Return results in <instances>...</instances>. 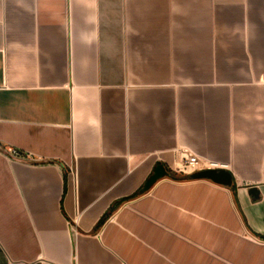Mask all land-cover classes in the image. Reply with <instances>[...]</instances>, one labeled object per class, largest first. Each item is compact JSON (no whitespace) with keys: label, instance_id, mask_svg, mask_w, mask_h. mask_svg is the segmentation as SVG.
I'll return each mask as SVG.
<instances>
[{"label":"crops","instance_id":"1","mask_svg":"<svg viewBox=\"0 0 264 264\" xmlns=\"http://www.w3.org/2000/svg\"><path fill=\"white\" fill-rule=\"evenodd\" d=\"M0 264H264V0H0Z\"/></svg>","mask_w":264,"mask_h":264},{"label":"water","instance_id":"2","mask_svg":"<svg viewBox=\"0 0 264 264\" xmlns=\"http://www.w3.org/2000/svg\"><path fill=\"white\" fill-rule=\"evenodd\" d=\"M167 174L165 168L163 165L158 164L154 170L153 173L148 177V179L145 181L142 191H146L150 188V186L157 181L158 179L164 177ZM191 178L194 179H200V178H206L210 179L214 183L229 186L231 184V175L224 169H205L200 170L197 172H193L190 174ZM251 193H256V189L254 187L250 188Z\"/></svg>","mask_w":264,"mask_h":264},{"label":"built area","instance_id":"3","mask_svg":"<svg viewBox=\"0 0 264 264\" xmlns=\"http://www.w3.org/2000/svg\"><path fill=\"white\" fill-rule=\"evenodd\" d=\"M9 152L15 156L19 155V152L15 149H10ZM180 169L183 173H193L205 169H219V168H215L213 164L204 166L200 163V161L197 159L196 156L189 154L185 156L184 162L181 164Z\"/></svg>","mask_w":264,"mask_h":264},{"label":"trees","instance_id":"4","mask_svg":"<svg viewBox=\"0 0 264 264\" xmlns=\"http://www.w3.org/2000/svg\"><path fill=\"white\" fill-rule=\"evenodd\" d=\"M169 176L172 178H177V174L175 172H170Z\"/></svg>","mask_w":264,"mask_h":264}]
</instances>
